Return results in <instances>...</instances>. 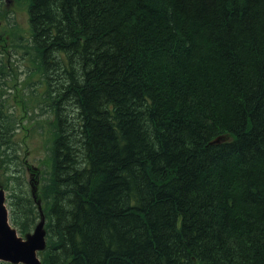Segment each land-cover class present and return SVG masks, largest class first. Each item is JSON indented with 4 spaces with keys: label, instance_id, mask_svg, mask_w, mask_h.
<instances>
[{
    "label": "trees",
    "instance_id": "16d2710c",
    "mask_svg": "<svg viewBox=\"0 0 264 264\" xmlns=\"http://www.w3.org/2000/svg\"><path fill=\"white\" fill-rule=\"evenodd\" d=\"M14 1L41 210L1 50L0 180L42 264H264V0Z\"/></svg>",
    "mask_w": 264,
    "mask_h": 264
},
{
    "label": "rangeland",
    "instance_id": "374dc122",
    "mask_svg": "<svg viewBox=\"0 0 264 264\" xmlns=\"http://www.w3.org/2000/svg\"><path fill=\"white\" fill-rule=\"evenodd\" d=\"M6 9L8 10V15L13 18L14 22L17 23L18 28H20L25 35H27L28 31V18L26 15V7L23 3L17 4L14 0H6ZM9 22V20H8ZM10 27L9 24L5 22V20L0 21V50L2 54H4V59L8 65L19 64L18 71L21 76H18V79L13 80L12 85L14 86V95L12 98L13 106L15 111L18 114L21 130H20V140L23 144V152H21V158L23 162V166L25 167L24 172V180L26 178V182L29 185L30 193L34 202L36 203L39 210L42 207L41 201V169L43 167L42 159H44V155L46 153L45 148H42L44 144L43 136H40L37 130L35 129L36 118L35 121L31 120V116L29 114L28 107H25V97H27L26 86L22 84V80L24 78L25 70L27 69V63L21 61H17L13 58L11 49V39H10ZM17 32V31H16ZM10 70H13L11 67ZM229 136H223L219 139V141L229 140ZM2 180H0V189H3L6 192L7 200L6 204L9 209V214L11 216L10 206H9V198L8 191L4 189L2 186ZM30 195V196H31ZM11 219V217H10ZM42 218L38 221V223L34 226L31 232L26 235H21L23 239H26L28 235L33 234L35 228L39 226L42 222ZM12 226L16 228L11 222ZM17 229V228H16ZM45 229V226H44ZM18 230V229H17ZM46 245L44 246L45 249ZM43 249V250H44ZM0 263H4L1 262Z\"/></svg>",
    "mask_w": 264,
    "mask_h": 264
},
{
    "label": "water",
    "instance_id": "95a60500",
    "mask_svg": "<svg viewBox=\"0 0 264 264\" xmlns=\"http://www.w3.org/2000/svg\"><path fill=\"white\" fill-rule=\"evenodd\" d=\"M7 195L0 189V261L10 264H42L39 253L46 245L45 220L26 239L11 224Z\"/></svg>",
    "mask_w": 264,
    "mask_h": 264
},
{
    "label": "bare ground",
    "instance_id": "6f19581e",
    "mask_svg": "<svg viewBox=\"0 0 264 264\" xmlns=\"http://www.w3.org/2000/svg\"><path fill=\"white\" fill-rule=\"evenodd\" d=\"M1 99V98H0ZM3 106V105H2ZM45 112V111H44ZM44 114V113H43ZM53 121V120H52ZM9 217H10V214H9ZM11 220V219H10ZM41 262H42V260H41Z\"/></svg>",
    "mask_w": 264,
    "mask_h": 264
}]
</instances>
